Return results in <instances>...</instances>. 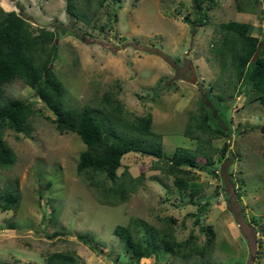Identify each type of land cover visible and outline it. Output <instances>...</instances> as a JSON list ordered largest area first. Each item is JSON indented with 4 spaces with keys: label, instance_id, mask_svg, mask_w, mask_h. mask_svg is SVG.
Segmentation results:
<instances>
[{
    "label": "rangeland",
    "instance_id": "374dc122",
    "mask_svg": "<svg viewBox=\"0 0 264 264\" xmlns=\"http://www.w3.org/2000/svg\"><path fill=\"white\" fill-rule=\"evenodd\" d=\"M215 1L197 9L194 0L106 1L100 7L95 0H75L83 14L75 18L67 14L66 0H0V7L14 10L32 28L57 32L51 66L65 88L67 107L109 114V106L102 104L108 94L122 106L110 115L115 125L114 116L130 123L150 113L151 130L162 135L167 157L176 147L196 148V140L184 131L191 114L200 119V101L213 110L212 117L218 116L210 120L213 127H224L222 120L229 127L227 136L212 140L213 150L202 145L213 154V165L200 155V167L191 169L197 177L189 188L199 190L192 200L208 204L195 224L188 213H198V206L189 203V189L174 186L163 160L139 153L125 154L118 168L138 178L136 190L117 205L102 204L100 186H90L76 172L85 149L79 135L59 133L53 114L21 80L4 84L6 98L24 100L34 112L26 133L7 128L3 135L15 161L0 164V192L18 188L20 199L15 209L0 211V262L44 264L50 253L68 251L76 264H264V107L249 101V84L236 82L229 66L222 72L219 57L226 35L221 23L248 22L249 33L264 40V0ZM193 122L189 130L200 135ZM224 143L228 147L222 153ZM95 179L104 182L103 175ZM169 216L176 221H167ZM134 218L144 220L147 228L171 229L177 240L193 233L192 248L204 244L200 226L212 225L214 250L187 260L166 253L136 262L125 238L113 231ZM57 229L65 232L52 235ZM144 232L140 226L138 236ZM86 233L97 241L96 249L80 241L78 236Z\"/></svg>",
    "mask_w": 264,
    "mask_h": 264
},
{
    "label": "trees",
    "instance_id": "16d2710c",
    "mask_svg": "<svg viewBox=\"0 0 264 264\" xmlns=\"http://www.w3.org/2000/svg\"><path fill=\"white\" fill-rule=\"evenodd\" d=\"M95 1L100 7L106 1L119 3L121 0ZM194 2L197 9H201L203 2L211 6L216 4L215 0H194ZM65 9L72 17L83 18V14L77 11L75 0H66ZM204 14L194 21L196 23L201 21ZM183 20L189 24L193 22L188 16H184ZM220 28L226 31L223 49L219 55L222 72L229 66L231 76L236 82L249 84V90L252 92L249 101L257 100L264 107V40L249 33L248 22L228 21L221 23ZM56 33L55 30L44 27L34 29L28 20L14 10L5 11L0 7V164L7 165L15 161V154L3 138L5 129L8 128L16 133H26L25 124L34 112L30 103L18 98H6L4 95V84L19 79L33 89L35 96L53 114L51 121L59 133H76L85 144V149L78 155L76 172L85 175L90 186H100L102 204L117 205L119 202L126 201L129 194L136 190L138 178L131 176L127 170L118 173V168L125 154L139 153L163 160L167 165L165 172L174 177V186L179 191L189 189V203L198 206V213L189 212L188 215L194 216V223L198 224L199 213L208 204L207 202L201 204L200 200H192L199 190L189 188V182L197 177L191 169L200 167L197 161L200 155L205 158L206 165H213V154L205 152L202 145L207 144L213 150L212 140L229 134L226 120H222L224 127L218 123H215L213 127L210 120L217 121L218 116L216 119L212 117L213 110H207L204 103L200 101V119L197 120L196 116L191 114L184 131L186 136L196 140V148L176 147L167 157L162 148V135L151 130L152 115L150 113L135 116L130 123L125 120L120 121V117L114 116L118 122L115 125L110 115L120 112L122 106L117 101L111 100L108 94L103 95L102 104L109 106V114L97 108L67 107L65 88L51 66L57 57V44L54 42ZM259 45L261 46L256 57L251 60ZM218 98L221 99L219 96ZM213 105L216 108V104ZM220 115H222L221 112ZM192 122L200 135H205L206 138L192 134L189 130ZM227 147V143H224L219 151L224 153ZM210 172L214 174L215 171L213 169ZM99 175H103L102 180L108 183L95 179ZM17 189L15 187L1 189L0 211L17 207L20 199ZM51 214H54L53 209L50 211V217ZM166 220L176 221L170 216L166 217ZM140 226L145 228L142 238L138 236ZM9 227L14 228L13 225ZM147 227L148 224L144 220L134 218L128 226L118 224L113 230L118 237L125 238V244L131 249L136 262L150 256L159 258V255L166 253L180 255L187 260L193 253L204 255L214 250L215 232L212 225L200 226L205 233V241L199 248L197 246L192 248L189 245L195 238L193 233L184 240H177L171 229L154 230L152 227ZM64 232L57 229L52 235H60ZM78 237L90 248L96 249L97 241L92 235L86 233ZM0 264L9 263L0 262ZM44 264H76V258L68 251L53 252L45 257Z\"/></svg>",
    "mask_w": 264,
    "mask_h": 264
},
{
    "label": "water",
    "instance_id": "95a60500",
    "mask_svg": "<svg viewBox=\"0 0 264 264\" xmlns=\"http://www.w3.org/2000/svg\"><path fill=\"white\" fill-rule=\"evenodd\" d=\"M260 46H261V45L258 46V48H257V50L255 51V53L253 54L251 60H254V58L256 57V55H257V53H258V50H259ZM190 66H191V68H193L192 65H190ZM195 80H196V75H195V73H193V77H192V79H191V82H194ZM261 132H264V126L261 128Z\"/></svg>",
    "mask_w": 264,
    "mask_h": 264
},
{
    "label": "built area",
    "instance_id": "2783aa9c",
    "mask_svg": "<svg viewBox=\"0 0 264 264\" xmlns=\"http://www.w3.org/2000/svg\"><path fill=\"white\" fill-rule=\"evenodd\" d=\"M262 119L264 120V116H262Z\"/></svg>",
    "mask_w": 264,
    "mask_h": 264
},
{
    "label": "crops",
    "instance_id": "0c3cea01",
    "mask_svg": "<svg viewBox=\"0 0 264 264\" xmlns=\"http://www.w3.org/2000/svg\"><path fill=\"white\" fill-rule=\"evenodd\" d=\"M217 139H219V138H217ZM163 147V146H162Z\"/></svg>",
    "mask_w": 264,
    "mask_h": 264
}]
</instances>
